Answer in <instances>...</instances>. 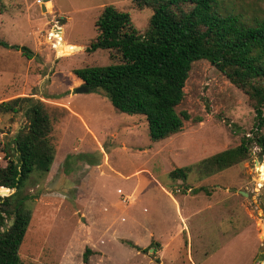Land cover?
Wrapping results in <instances>:
<instances>
[{
  "label": "rangeland",
  "instance_id": "374dc122",
  "mask_svg": "<svg viewBox=\"0 0 264 264\" xmlns=\"http://www.w3.org/2000/svg\"><path fill=\"white\" fill-rule=\"evenodd\" d=\"M109 4L128 12L146 32L153 11L133 0H0V40L33 51L29 58L0 43V102L33 96L55 115L63 108L68 113L57 126L52 170L27 186L34 198L26 205L31 218L20 247L24 264H264V160L255 137L264 127L258 130L248 95L224 73L207 59L192 64L188 94L177 108L189 111V127L159 141L151 140L144 115L117 111L97 92L68 97L78 87L75 69L121 60L111 49L70 48L97 36L96 21ZM223 4L250 23L264 18V0ZM27 122L22 111L0 114V141H12ZM83 122L99 142L85 134ZM245 136L255 137L246 159L204 172L203 159ZM82 154L100 159V165ZM4 156L0 151V162ZM185 166L192 167L187 179L170 175ZM136 179L141 185L130 203ZM161 184L178 196L183 218ZM13 191L0 188L1 195ZM129 238L143 244L133 247Z\"/></svg>",
  "mask_w": 264,
  "mask_h": 264
},
{
  "label": "trees",
  "instance_id": "16d2710c",
  "mask_svg": "<svg viewBox=\"0 0 264 264\" xmlns=\"http://www.w3.org/2000/svg\"><path fill=\"white\" fill-rule=\"evenodd\" d=\"M133 2L139 8L152 9L148 29L141 33L128 12L106 5L96 21L97 36L70 48L84 53L111 49L121 60L75 69L77 86L85 85L107 97L117 111L144 115L151 140L159 141L189 127V111L178 113L177 108L188 94L192 64L207 59L248 95L257 113L258 130L264 127V18L250 23L242 13L226 7L223 0ZM0 43L9 47L6 41ZM13 47L32 57L27 46ZM63 109L61 115H55L47 102L33 96L0 102V114L22 111L28 119L12 141H0V151L5 153V163L0 162V188L14 189L9 195L0 194V264H24L20 247L31 218L26 205L34 198L27 186L38 184L52 168L58 149L57 126L68 115ZM255 137L264 155V133ZM255 137L245 136L237 146L203 159L202 169L213 174L243 161ZM80 157L97 165L101 162L86 154ZM69 159L70 155L67 164ZM191 169L177 167L170 175L187 179ZM11 218L13 224L8 225ZM127 243L140 248L133 241ZM90 251L87 248L84 253L85 262Z\"/></svg>",
  "mask_w": 264,
  "mask_h": 264
},
{
  "label": "crops",
  "instance_id": "0c3cea01",
  "mask_svg": "<svg viewBox=\"0 0 264 264\" xmlns=\"http://www.w3.org/2000/svg\"><path fill=\"white\" fill-rule=\"evenodd\" d=\"M9 44V43H8ZM10 46H13V45H11V44H9V48H10ZM8 48V47H7ZM32 53H33V51H32ZM32 58V57H31ZM76 82V81H75ZM76 86H77V84H76ZM79 87V86H78ZM77 93L75 90L74 91H71L70 92V94H69V96L68 97H72V93ZM4 101V100H3ZM2 102V101H1ZM105 120V119H104ZM84 123V122H83ZM84 126L86 127V129H85V134H88V132L89 133H92L94 136H95V138L97 139V136H96V134L91 130V129H89L86 125H85V123H84ZM96 128V127H95ZM98 140V139H97ZM98 142H99V140H98ZM53 165H54V163H53ZM53 165H52V167H53ZM100 164H98L97 166H99ZM51 170H52V168H51ZM50 170V171H51ZM50 173V172H49ZM48 173V174H49ZM47 174V175H48ZM134 177L136 176V174H134L133 175ZM127 178V177H126ZM139 178V177H138ZM140 179V178H139ZM139 179H136V184H135V186H134V189H133V191H132V193L129 195V198H130V196H132L133 197V199H130V203L131 202H133L134 200H135V195H136V193L138 192V190H139V187L140 186H138V184L139 185H141L140 183V180ZM160 187L162 188V190L165 192V194L166 195H168L171 199H172V201L176 204V206H177V209H178V211H180V214L182 215V210H183V207L181 206V203L179 202V198H178V196H174L175 194H172L171 192H169L168 190H167V188L165 187V186H163L162 184L160 185ZM128 197V196H127ZM145 209H147V208H145ZM184 216L182 215V218H183ZM106 230H108V229H106ZM109 232H111L112 230H108ZM152 234V233H151ZM150 234V235H151ZM114 236L115 235H112L109 239L110 240H112V238H114ZM100 238H102V237H100ZM104 239H105V237H103ZM129 240L130 241H133L136 245H138L139 247H140V245L141 244H143V243H139V242H136V241H134L133 239H130L129 238ZM99 241H101V239H99L98 240V242ZM103 243H105V241L103 242ZM138 243V244H137ZM101 246H103L102 244H101V242L99 243ZM140 244V245H139Z\"/></svg>",
  "mask_w": 264,
  "mask_h": 264
},
{
  "label": "water",
  "instance_id": "95a60500",
  "mask_svg": "<svg viewBox=\"0 0 264 264\" xmlns=\"http://www.w3.org/2000/svg\"><path fill=\"white\" fill-rule=\"evenodd\" d=\"M45 1H47V0H45ZM75 91H76L77 93H82V92H88V91H90V90H89V88H88L87 86H85V85H81V86H79V87H76V88H75ZM263 160H264V155H263V153H261V154H260V161H263ZM13 221H14V219H12V221L10 222V225L13 224ZM263 263H264V260H263Z\"/></svg>",
  "mask_w": 264,
  "mask_h": 264
},
{
  "label": "bare ground",
  "instance_id": "6f19581e",
  "mask_svg": "<svg viewBox=\"0 0 264 264\" xmlns=\"http://www.w3.org/2000/svg\"><path fill=\"white\" fill-rule=\"evenodd\" d=\"M49 3H50V2H48L47 7H50Z\"/></svg>",
  "mask_w": 264,
  "mask_h": 264
}]
</instances>
